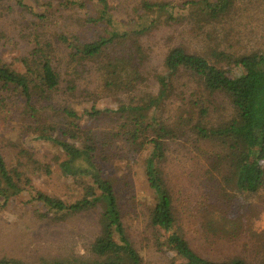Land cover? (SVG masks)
<instances>
[{
    "label": "trees",
    "instance_id": "1",
    "mask_svg": "<svg viewBox=\"0 0 264 264\" xmlns=\"http://www.w3.org/2000/svg\"><path fill=\"white\" fill-rule=\"evenodd\" d=\"M237 1L178 6L140 0L120 21L110 0H0V43L10 45L14 33L25 34L29 46L11 63L0 59V117L20 122L26 135L56 152L55 165L43 164L23 146H0V205L5 208L30 189L32 200L57 221L98 212L99 234L88 249L94 259L52 264H144L129 230L141 216L155 247L173 254L167 264H264V257L202 255L189 239L192 225L186 230L181 210L192 206L191 218L215 252L242 236L251 205L241 197L264 192V51L214 50L207 56L172 33L155 66L144 42L157 30L185 25L199 34L223 24ZM17 13L24 23L8 32L6 20ZM103 99L115 108H99ZM84 103L91 106L80 111ZM175 143H184L199 167L197 193L189 188L182 196L169 180ZM142 156L154 195L146 215L137 212L133 196L128 207L122 204L119 182L108 171L115 162ZM54 166L73 181L79 196L65 201L34 188L30 174L52 176Z\"/></svg>",
    "mask_w": 264,
    "mask_h": 264
},
{
    "label": "rangeland",
    "instance_id": "2",
    "mask_svg": "<svg viewBox=\"0 0 264 264\" xmlns=\"http://www.w3.org/2000/svg\"><path fill=\"white\" fill-rule=\"evenodd\" d=\"M139 1L110 0V3L116 17L120 21H125L129 8L139 4ZM150 1H170L180 6L192 0ZM236 6L235 13L230 20L206 28L199 34H193L188 26L182 25L181 29L157 30L149 36L148 40L145 38V44L152 48L154 65L160 66L159 61L167 49V38L172 33L176 34V39L186 44L189 49L207 56H210L214 50L235 55L264 51V0H238ZM182 13L188 14L187 11H182ZM23 23V17L17 13L9 16L4 27L9 32L10 27L15 28ZM2 29L5 30L3 27ZM208 31L211 33V38H208ZM23 35L25 34L20 36V34L14 33L13 43L10 45L0 43V59L11 63L14 59L25 54L29 46H27V39L22 37ZM161 73L160 70L159 74ZM83 100V97L79 99V101ZM90 106L91 103H84L78 108L81 111L84 108H90ZM98 107L101 109L115 108V104L110 99H103ZM218 113L220 114V112ZM216 116L214 114V118H218ZM100 127L105 129L107 125L101 124ZM9 144L23 146L31 150L36 159L43 164L55 165L56 152L53 148L31 139L25 134L20 122L16 120L6 122L3 117H0V146L8 147ZM192 157L193 155L189 154L184 143L172 145L166 171L171 184L177 191L182 192L180 193L182 196L189 188L191 191L188 192L197 193V185L200 184L199 167ZM55 169L56 166H54L52 176H47L45 172L31 173L30 177L34 188L65 201H71L75 196H79L73 181L63 179ZM108 171L119 182L117 187L122 204L128 207V202L133 196L136 199V205H139L137 212L146 215L147 210L152 206L154 195L149 189L145 177V157H139L134 162H115L108 167ZM27 172H30L29 168H27ZM33 195L34 192L27 189L24 194L15 198L5 208L0 205V260H15L22 264H52V262L64 260H82V257L85 260L94 259L88 249L99 234L98 212L74 215L64 221H57L53 213L49 214L47 208L32 200ZM241 203L251 205V209H247V215L244 216L242 236L239 240H237L238 238L231 240L229 244L220 247L219 252L211 250V247L205 244L200 226L197 227L195 224L198 220L191 218L189 210H192V206L184 205L181 208L184 215L182 222L187 226L186 230L190 224L192 225V230L189 229L188 235L189 239H192L193 247L204 256L219 259L239 256L254 261L255 258H263L264 192L257 197L254 195L243 196ZM129 224H131L130 234L144 259V264H167L171 261L173 254L160 252L155 247L151 233L146 229V221L143 216L134 219Z\"/></svg>",
    "mask_w": 264,
    "mask_h": 264
}]
</instances>
